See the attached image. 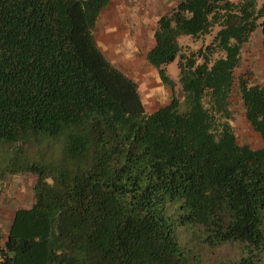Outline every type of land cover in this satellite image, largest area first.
Masks as SVG:
<instances>
[{"label":"trees","instance_id":"16d2710c","mask_svg":"<svg viewBox=\"0 0 264 264\" xmlns=\"http://www.w3.org/2000/svg\"><path fill=\"white\" fill-rule=\"evenodd\" d=\"M110 1L0 0V178L34 177L0 264H199L226 242L240 254L214 264H264V85L235 75L257 27L264 50V0L159 14L156 108L94 38ZM235 91L259 147L237 138Z\"/></svg>","mask_w":264,"mask_h":264},{"label":"rangeland","instance_id":"374dc122","mask_svg":"<svg viewBox=\"0 0 264 264\" xmlns=\"http://www.w3.org/2000/svg\"><path fill=\"white\" fill-rule=\"evenodd\" d=\"M120 1L123 3L126 0H114L116 4H119ZM139 3H141V1H139ZM126 15L130 17L129 14L122 15V16H125V19L122 20V23H121L122 25L120 24V27H123V28L120 29L119 27L118 29L119 32H123V33H129L130 31L133 32L134 28L136 27V23L134 21H131V19L128 16L126 17ZM153 22H154V19L152 18L151 23ZM137 27L139 28V24H137ZM135 30L137 31V28H135ZM132 37L133 36H129L130 42L134 44L133 40L135 37L134 38ZM210 37L211 35H207L205 37V41H209ZM180 41H182L183 43L189 42L195 47H197L201 45L203 40L202 38L193 39L190 35L186 34V35H181ZM97 43L99 47L101 48V50L104 48L106 50L107 46H109L107 44L104 45L103 43H100L98 40H97ZM148 45H144V44L141 45V47H145L144 48L145 50H140L138 49L139 46H135V45H124V46H121V48L118 46H115L113 58L114 60H117L119 62L121 61L120 59L127 57V59L124 62L126 65H123L122 62L119 65L124 66V68H126L132 74H135L136 71L131 69V67L134 65L131 64V61H128V56H129L128 53L129 52L131 53V50L136 48L138 53L134 54L133 52L131 54L132 57L134 58V55L139 56L143 54L142 51L145 52L148 49V47H150ZM127 61L129 64L126 63ZM127 64L129 65V67H127ZM119 65L117 66L121 68ZM178 70L179 69L177 66L176 59L166 64V72L172 78L178 77ZM239 73H243L244 76L247 77L251 83H259L261 85H264V50L261 45L260 27L255 28L250 40L243 48L241 64L236 69L235 75H238ZM145 74L148 79V84H151V85H149L150 86L149 87L148 85L144 86L145 83H141L139 88H140V91L143 93L142 95H143L145 102L148 103L145 98L148 95L147 90H150L149 93L152 95L153 92L155 91L154 87H156L157 84L156 86L152 85L154 75H152V72L150 71L147 72V68H145ZM161 86L159 85L156 88V91ZM160 90H161L160 97L162 98V101H163L164 96L168 97V93H167L168 90L165 88L160 89ZM164 90H166V93L164 92ZM160 103H163V102H160ZM160 103L154 102L153 108H156L157 106H159ZM232 108L234 111V122L236 125L237 138L239 142H246V143H249V145L252 147H259L261 144L260 134L246 120L244 113H243L244 112L243 106L241 104L239 95L237 94L236 91L232 95ZM33 181H34V177L30 173H20V174H14V175L7 174L6 177L2 179L0 178V230L5 229L16 207L30 204L31 199H32ZM238 254H240L239 248L236 245L226 242L223 245L217 246L215 248H211V251H208L206 254L202 255V259L199 264H214L216 260L233 257L234 255H238Z\"/></svg>","mask_w":264,"mask_h":264},{"label":"crops","instance_id":"0c3cea01","mask_svg":"<svg viewBox=\"0 0 264 264\" xmlns=\"http://www.w3.org/2000/svg\"><path fill=\"white\" fill-rule=\"evenodd\" d=\"M141 1V3H139ZM177 0H126L125 2H119V4H116L114 0H111L107 6H105L102 11L99 14V17L97 18L95 28H94V38L96 41L98 40L100 43H103L107 46L106 50L105 48L102 49L103 53L116 65H119L121 62L123 65H126L124 62L127 59V57L120 59L121 61L114 60L113 54L115 46H118L121 48V46L124 45H135L139 46L138 49L145 50V47H141V45H152L153 38H152V28L154 25V22H152V18L155 20L157 16L161 13H164L168 11L172 4H174ZM113 3V4H111ZM109 6V7H108ZM123 14H129L128 16L131 21H134L136 23L137 31L134 28V31H130L129 33H123L119 32L118 29L120 27V24L122 23V20L125 19V16H122ZM155 17V18H154ZM148 23V24H147ZM151 23V24H150ZM137 24H139V28L137 27ZM147 24V25H146ZM122 25V24H121ZM123 27H120V29ZM129 36H133L134 38V44L130 42ZM98 44V43H97ZM149 48V47H148ZM138 53L137 49L134 48L131 50V53H128V61H131V64L134 66L131 67L132 70H135L136 73L132 74L130 71H128L124 66H120L128 75L133 77L138 85L140 86L141 83L148 84V79L145 74V68H147V72H152V75H154L153 83L152 85L157 86L154 87L155 91L151 95L148 91V95L146 98L145 106L153 107L154 102H167L169 100L170 95V89L166 87L160 80L156 68H154L150 63L147 62L145 59V52L141 55H134V58L132 57V53ZM128 61L126 63H128ZM129 64V63H128ZM127 64V67L129 65ZM133 71V72H135ZM140 81V82H139ZM161 86L157 91L156 88L158 86ZM150 87V86H149ZM167 89L168 97L162 98L160 97L161 90L160 89ZM160 90V91H159ZM145 91V92H147ZM166 93V90H164ZM146 94V93H145ZM144 99V98H143ZM161 104V103H160Z\"/></svg>","mask_w":264,"mask_h":264}]
</instances>
